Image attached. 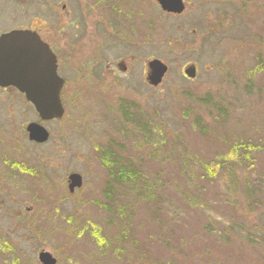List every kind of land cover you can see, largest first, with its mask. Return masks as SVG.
I'll list each match as a JSON object with an SVG mask.
<instances>
[{"label":"rangeland","instance_id":"obj_1","mask_svg":"<svg viewBox=\"0 0 264 264\" xmlns=\"http://www.w3.org/2000/svg\"><path fill=\"white\" fill-rule=\"evenodd\" d=\"M78 1L0 0V33L38 30L65 81L64 115L41 122L43 144L26 135L40 122L31 104L0 88V264H40L41 250L55 264H264V0H183L179 16L127 0L129 23L95 30L101 41L73 27ZM151 58L168 66L156 87ZM249 142L250 161L229 158ZM102 153L154 193L119 188ZM69 173L82 177L74 192ZM118 245L128 253L117 256Z\"/></svg>","mask_w":264,"mask_h":264},{"label":"water","instance_id":"obj_2","mask_svg":"<svg viewBox=\"0 0 264 264\" xmlns=\"http://www.w3.org/2000/svg\"><path fill=\"white\" fill-rule=\"evenodd\" d=\"M156 1L164 12L179 14L184 9L182 0ZM146 66L148 85L156 87L161 84L168 66L157 58L149 59ZM56 70L54 52L36 31L19 28L0 33V87L12 86L24 94L41 121L58 119L64 115L60 97L64 81ZM183 73L189 79L194 78L195 65L184 68ZM25 129L28 139L34 143H44L49 138L47 129L37 121L27 123ZM67 177L68 192L80 188V174L69 173ZM38 261L40 264H55L56 258L41 250Z\"/></svg>","mask_w":264,"mask_h":264},{"label":"flooded vegetation","instance_id":"obj_3","mask_svg":"<svg viewBox=\"0 0 264 264\" xmlns=\"http://www.w3.org/2000/svg\"><path fill=\"white\" fill-rule=\"evenodd\" d=\"M126 1L127 0H82V1H78L76 6L77 8H80V9L83 7L82 8L83 18L81 19L79 23L74 24L73 27L75 28V30L84 29L87 31H93L95 36L100 37L98 38V41H101L102 37L98 34H99V31H101L103 28L105 31L112 30L115 28L124 27L126 24L129 23L130 16L128 14V10H127L128 4L126 3ZM155 2L157 1L155 0ZM183 2H184V9H185L186 3L185 1ZM157 3L160 8L159 2ZM61 6H62V13H68V17H69V13L71 11L70 6H68L66 2H63ZM184 9L181 11V13L174 14L171 12H168V13L164 12L160 8L162 12L166 14L174 15V16H179L180 14H182L184 12ZM32 30L36 31L39 38L42 39L45 43H47L50 50L54 52L56 56V60H57V55L52 48L50 40L45 39L44 37L40 36L38 33V30L36 29H32ZM95 30H99V31L96 32ZM120 42L121 44H124L125 46H127V44L130 41H128V38L126 36H123L122 41ZM192 64L195 65V69L197 71V65L194 63ZM116 68H119L120 71H122L123 73L128 72V68L123 62L117 63ZM57 69H58V60H57ZM11 88L15 89L14 87H7V88H2V89H11Z\"/></svg>","mask_w":264,"mask_h":264},{"label":"trees","instance_id":"obj_4","mask_svg":"<svg viewBox=\"0 0 264 264\" xmlns=\"http://www.w3.org/2000/svg\"><path fill=\"white\" fill-rule=\"evenodd\" d=\"M230 149H231L230 157H229L230 159L234 158L236 154L238 159L240 158L245 161H250L252 159V153L257 151V147L252 146L251 142H249L248 144L240 143L237 146H234V147L232 146ZM100 157L103 160L102 161L103 165L107 166L108 169L111 171L109 173V176L112 177L113 182L119 188L122 189V188L132 187L134 189H137V186L139 187L141 184L143 185V190H145L146 192L149 191L150 193H154L155 186H153L152 184H149L147 180L142 178V174H140V172L134 171L133 169L131 170L128 168V166H124L123 164H119L117 161L118 158L117 157L114 158L113 155L102 153L100 154ZM219 166L222 167V163L220 161H218V163H215V166L213 165V169H218ZM226 170H227V177H230L232 179L237 178V172L235 168L226 167ZM205 171L206 173H202L200 177L208 181L211 179L212 174L214 172L209 167L205 168ZM126 235L128 236L129 233L126 232V228H124V231L119 239L125 240ZM95 240L99 244L102 242V240L99 237L97 238L95 237ZM112 250L117 256L125 255L126 253H128V251L125 250L121 245H118L117 247H113ZM132 264H136V262H132Z\"/></svg>","mask_w":264,"mask_h":264}]
</instances>
